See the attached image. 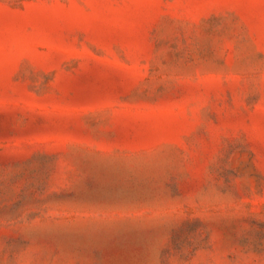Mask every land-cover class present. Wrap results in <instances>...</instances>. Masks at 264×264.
<instances>
[{"label": "rangeland", "instance_id": "obj_1", "mask_svg": "<svg viewBox=\"0 0 264 264\" xmlns=\"http://www.w3.org/2000/svg\"><path fill=\"white\" fill-rule=\"evenodd\" d=\"M0 264H264V0H0Z\"/></svg>", "mask_w": 264, "mask_h": 264}]
</instances>
